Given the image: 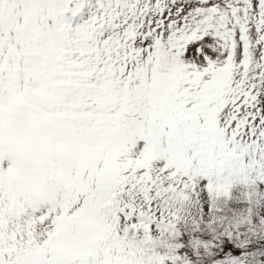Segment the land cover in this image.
<instances>
[{
  "label": "snow or ice",
  "instance_id": "1",
  "mask_svg": "<svg viewBox=\"0 0 264 264\" xmlns=\"http://www.w3.org/2000/svg\"><path fill=\"white\" fill-rule=\"evenodd\" d=\"M0 264H264V0H0Z\"/></svg>",
  "mask_w": 264,
  "mask_h": 264
}]
</instances>
